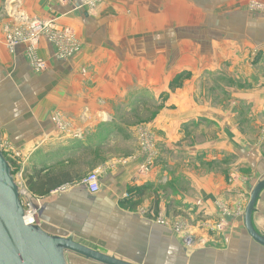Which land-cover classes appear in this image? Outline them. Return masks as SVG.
I'll return each mask as SVG.
<instances>
[{
    "label": "crops",
    "instance_id": "crops-1",
    "mask_svg": "<svg viewBox=\"0 0 264 264\" xmlns=\"http://www.w3.org/2000/svg\"><path fill=\"white\" fill-rule=\"evenodd\" d=\"M159 1L101 0L92 15L73 11V7L64 15L59 11L68 7L56 5L55 0H19L16 12L22 11L28 17L47 20L48 11H58L49 21L53 31L71 29L81 50L70 60L55 59V48L47 36H42L37 52L48 67L34 73L26 58V45L7 46L6 32H0V141L10 153L20 152L23 168L15 167L17 174L21 173L18 182L39 199L38 222L47 223L54 235H73L81 245L133 264H264V247L250 239L243 225L249 191L264 178V136L252 148L246 137H231L237 125L232 121H225L224 126L222 123L226 136L217 138L223 142L211 141L206 148L208 154L214 156V149L226 151L229 147L227 151L236 159V165L251 167L253 177L244 178L246 181L237 183L235 189L232 186L236 199L219 196L217 178H201L198 184L194 181L196 203L187 197L186 185L179 187L175 192L179 198L172 200L179 206L180 221L160 216L161 221L166 220L163 224H158L159 200L155 194L147 188L146 200L139 206L141 201L135 197L139 192L135 195L137 191L128 189L135 179L148 180L137 174L146 157L135 151L120 161L104 154V143L112 140L111 135L134 134L135 126L124 119L131 115L129 105L147 98L148 89L163 92L164 67L172 68V74L174 70L180 72L178 67L219 64L226 60L227 48L236 52L238 47L243 52L251 47V58L264 61V2L260 13L247 9L249 0ZM162 2L166 6L160 10ZM176 9H182L183 15L169 14ZM165 16L176 29L164 32L169 39L163 47L161 27L166 23L160 20ZM2 25L0 21V29ZM177 39L184 40L186 50L175 46ZM240 56L243 61L247 58L245 53ZM235 57L230 56L239 61ZM232 72L236 81L237 76L249 78L245 71ZM228 73L218 66L217 71L203 75L225 80ZM191 75L193 82L198 81L202 72ZM250 81H246L250 85L247 91L231 90L235 102L232 98L225 102L253 104L259 109L257 115L264 117V85ZM222 92L229 94L226 87ZM204 110L205 117L199 114L200 109L195 112L192 107L189 112L166 110L158 113L154 123L149 122L148 131H140L148 134L152 130L160 149L174 146L178 151L184 124L208 120L214 114L212 107ZM217 119L212 115L210 120ZM199 149L195 151L204 152ZM183 154L177 152L175 158ZM25 170L28 180L21 182ZM95 171L100 190L89 195L80 182ZM179 179L186 184L184 173ZM63 186L68 189L55 193ZM225 187L223 192H230ZM259 195L251 223L257 233L264 235V190ZM65 196L70 197L68 201L61 200ZM158 205L162 213L164 202ZM170 222L181 224L183 232L170 228ZM69 264L94 263L76 256Z\"/></svg>",
    "mask_w": 264,
    "mask_h": 264
},
{
    "label": "rangeland",
    "instance_id": "rangeland-1",
    "mask_svg": "<svg viewBox=\"0 0 264 264\" xmlns=\"http://www.w3.org/2000/svg\"><path fill=\"white\" fill-rule=\"evenodd\" d=\"M18 1L19 0H0V21L1 25L3 24L0 32L1 34H3V32H6L5 40L9 37V35H18L19 39L20 37L23 38V34L20 31V28H22L21 24H23L24 19H28L31 21L39 20L37 18L26 16V14L22 13V11L16 12L17 9H20ZM55 1L57 3L56 5L68 7V9L66 10L62 8V10L59 11L64 15L69 14L70 11H72L71 7H73V11L81 10L84 11V13L92 15V11H95L96 7L101 3V0ZM159 2H161V0ZM263 2V0H249L248 3H246V6L250 12L256 11L262 13L261 11L263 10ZM164 6H166V3L162 2L160 4V10ZM57 12L58 11H56L54 14H50L48 11L46 17L47 20L40 19L39 21L45 23L47 21L49 22L52 19L54 20L57 16ZM171 13H178L180 15H183V10H170L169 14ZM167 17L168 16H165L164 18L162 17L160 20L161 24H167H164V26L161 27V38H163L161 45H163V47L166 46L163 43L165 41L168 42L169 39L168 36L164 35V32L173 31L174 29H176V27L170 26V24H172V20H167ZM195 19L198 20L199 18ZM180 21H182V19ZM211 22H213V20H211ZM5 28H7V31H4ZM61 33H66V35H70V33L72 34V36H69V39L66 37V47L70 51L74 48L75 43V47H77L78 50L76 51V48L74 49V51L72 50L73 54L71 55V57H73L74 54H77L81 50L80 43L77 40L75 33L71 29L64 28ZM55 35L56 30L52 31L51 37H55ZM53 46H55V44ZM175 46L179 47L180 49L186 50L185 46L187 45L184 43L183 39H177ZM233 50L234 49L230 48L226 49V60H223L222 63H215V65L204 66V68L199 66L178 67L180 68V72H178L180 74L176 73L175 70L171 74L170 71L172 70V68L164 67L163 92L157 94L159 90L153 91L151 89H148L149 93L147 98L136 100L129 105L130 107L128 108V110H130L131 115L129 116L131 117L128 116V118L124 119H126L125 121L129 122L131 125L135 126L136 130L134 134H132L131 132H122L117 135L113 134L109 137L113 141L111 140L110 142L104 143V154L106 158H111L110 156H112L116 158V160L121 161V159H126L128 155H134L135 151L146 157V161L144 162V164L138 167L139 170L137 174L139 178H142L144 176H146L147 178L149 177L148 180L146 181V178L135 179L132 182L131 186H128V189L132 190L133 192L137 191L135 195L139 192V196H135L137 200L141 201L139 206H141L146 200L145 196L147 188L150 190V192H153L155 194V198H158L159 201L164 202V205H161V209H163L164 213H160V205H158L159 201H157L156 213L158 224H163L166 221H161L160 216L167 219L172 217L173 219H175V221H180L179 206L175 205L174 201L172 200L173 198H179L176 197L177 192H179V187L181 189L182 187H184V185H186L187 197L189 198V200L196 203L194 192L196 189L195 183L197 182L198 184L201 178H217L219 181V196L224 200H227L228 198H231L235 195V193L231 192V190L233 188H236L237 183H241L245 179L249 180V178L251 179L253 177L251 167L240 168L238 167L239 165H236V159L234 157H231L230 154L232 153H229L227 151L229 147L226 148V151H217L216 149H214V156H210V154H208L206 150L208 144H210L211 141L219 142L217 140H220L223 142V139L217 138H224L226 136V132L224 133L222 130L225 121H232L235 126L237 125L234 130L236 132L235 136L232 135L231 137H246L248 144L252 148L256 147V145L259 144V139L261 138V136H264V117L257 115V111L259 109L257 110V108H254L255 106L253 104L246 103L245 101L240 102V106L235 104L234 102L236 100V96L235 93L231 92V90H236L237 88L245 89V91H247V88H250V85L247 84L248 82L246 81H249L250 79V82H252L253 84L257 86H263L264 61L257 60V58H254L253 60L251 58L252 54L254 53L252 52L251 47H246L245 52H243L240 47L236 49V52H234L235 50ZM242 53H245L247 56L244 61L240 56ZM229 55L233 57L236 56L235 58L239 61H233ZM71 57H67L65 61L70 60ZM218 66L221 71L229 72L225 80H219V78H216V76L215 78H212V76L210 75H208L207 77L203 75V73H208L209 71H217ZM232 71H245L249 78H247L246 76H244L243 78L237 76L238 81H236L235 73L233 74ZM193 72H202L201 79L193 82L192 75L190 76V74ZM224 87H226V90L229 91V94L226 95V92H222V89H224ZM258 90L261 91L262 89L259 88ZM231 98L234 102H225L226 99L229 100ZM190 107H192V110L194 109V111L200 109L201 111L199 112V114H201L202 117L206 116L204 109H206L207 107L208 110H210L212 107L214 114L210 113L211 116H208L212 118L213 115V118L215 119L217 117L218 121L212 122V120H210L211 118L208 120L197 119L195 120V122L184 124L183 132L181 135L183 136V138L178 141V143L181 141L178 147V151L175 150L174 146L166 149V151L160 149V147H157V138L154 137L155 135L152 130H150L148 133L152 137V139L146 140L144 142V140L142 139L143 135L141 134L142 131H140V129L145 128L147 130L149 127V122L154 123V121L159 118L158 113H164L166 112V110L167 112H174L179 110L189 112ZM222 123L223 126L221 125ZM171 140L172 142H175L174 139ZM2 145L3 147H7V145H5L4 143H2ZM199 148H202L203 150ZM195 149H199L200 151L204 152L199 153L196 152ZM177 152L181 154L184 153L178 160L177 158H175ZM7 155L12 159L11 160L10 158H8V162L10 161L13 167H16L19 170L23 168V161L21 160L22 156L20 152L14 151L13 153H7ZM162 159L167 160L164 162L161 161ZM150 171L152 172L150 173ZM147 173L150 174L146 175ZM183 173L186 176V184H183L179 179L181 174ZM28 176V171L25 170L22 175L21 182H26V180H28ZM222 184L226 186L225 188H228L230 192H223L222 187L224 186H222ZM26 187L30 189V187L27 186V183ZM21 190L25 191L24 187L22 188L21 186ZM26 193L28 194V191H26ZM28 197L29 200L33 201L34 205H36V201L39 200L31 194H28ZM234 198L236 199L237 197L234 196ZM248 199L249 195L246 199L247 202ZM169 200H171L170 204L168 203ZM228 212L229 211H227V213ZM39 224L42 229L48 231L49 233H52L51 227H48L47 223L42 225L41 222ZM170 224L172 225L170 228L178 231L179 234L183 232L181 224H177L176 222L174 224L170 222ZM215 224V227L218 226V223Z\"/></svg>",
    "mask_w": 264,
    "mask_h": 264
},
{
    "label": "water",
    "instance_id": "water-1",
    "mask_svg": "<svg viewBox=\"0 0 264 264\" xmlns=\"http://www.w3.org/2000/svg\"><path fill=\"white\" fill-rule=\"evenodd\" d=\"M262 190L264 178L259 179L249 193L243 225L250 239L264 247V235L257 233L251 223ZM69 198L65 196L61 200ZM24 217L20 187L0 141V264H69L71 257L76 256L94 264H133L81 245L75 242L73 235L57 236L39 224L28 225Z\"/></svg>",
    "mask_w": 264,
    "mask_h": 264
},
{
    "label": "built area",
    "instance_id": "built-area-1",
    "mask_svg": "<svg viewBox=\"0 0 264 264\" xmlns=\"http://www.w3.org/2000/svg\"><path fill=\"white\" fill-rule=\"evenodd\" d=\"M21 27L22 28H20V31L23 34V38L20 37L19 39L18 35H11V36L9 35L6 43H7V46L11 48L15 46H19V45H24V46L26 45L27 47L26 58H27L28 64H30L31 70L34 73H41L45 71L48 67V64L46 63V61L40 58L37 52L38 51L37 46L42 36H47L48 42L52 46L55 44V46H53V48H55L54 49L55 59L65 60L67 57L69 58L71 57V55L73 54L72 50L74 51L75 48H76V51L78 50V48L75 47V43H74V48L71 49L70 51L66 47L67 45L66 37L69 39V36L70 35L72 36L71 33L70 35H66V33L58 32L56 33L55 37H51L52 31H53V24L50 22L42 23L39 20L31 21L28 19H24L23 24H21ZM141 134L143 135L142 139L144 140V142L146 140L152 139V137L145 132H142ZM2 150H3L4 156H6L8 160V158H10V156L7 155V153H10L8 147H5V146L3 147L2 145ZM9 163H10L11 169L16 171L12 163L10 161ZM19 176H21V173L19 172V175H18L17 172H15L14 179H15L16 184L20 187V198H21V201L24 207L25 223L28 225L38 224L39 223L38 216H37L38 212L36 209V205L33 204V201L29 200L26 190L25 191L21 190V186L18 182ZM80 185L85 187L89 195L97 194L100 190V187L98 184V172L95 171V172L90 173L87 177L81 180ZM67 189L68 187L63 186V187H60L58 190H56L55 193L63 192V191H66Z\"/></svg>",
    "mask_w": 264,
    "mask_h": 264
},
{
    "label": "trees",
    "instance_id": "trees-1",
    "mask_svg": "<svg viewBox=\"0 0 264 264\" xmlns=\"http://www.w3.org/2000/svg\"><path fill=\"white\" fill-rule=\"evenodd\" d=\"M13 171H14V170H13ZM15 172H16V171H14V174H15ZM29 182H30V181H29ZM47 185H48V186H47V187H48L47 189H51L50 185H49V184H47ZM57 188H58V187H57ZM57 188H55V189H57ZM32 192L36 193L37 191L33 188V189H32Z\"/></svg>",
    "mask_w": 264,
    "mask_h": 264
}]
</instances>
